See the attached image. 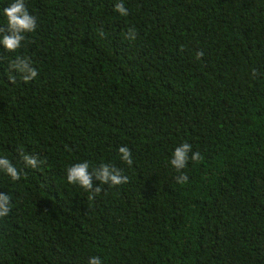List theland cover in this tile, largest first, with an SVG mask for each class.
I'll use <instances>...</instances> for the list:
<instances>
[{
    "label": "trees",
    "instance_id": "obj_1",
    "mask_svg": "<svg viewBox=\"0 0 264 264\" xmlns=\"http://www.w3.org/2000/svg\"><path fill=\"white\" fill-rule=\"evenodd\" d=\"M117 2L25 0L37 29L0 47V157L27 173L0 172V264H264V0ZM16 56L33 81H8ZM183 142L203 159L177 184ZM20 148L44 163L23 168ZM85 160L128 183L88 201L66 181Z\"/></svg>",
    "mask_w": 264,
    "mask_h": 264
},
{
    "label": "clouds",
    "instance_id": "obj_2",
    "mask_svg": "<svg viewBox=\"0 0 264 264\" xmlns=\"http://www.w3.org/2000/svg\"><path fill=\"white\" fill-rule=\"evenodd\" d=\"M114 11L121 16L128 15V10L124 7L122 0L114 4ZM6 20V27H0V47L8 52H16L26 40V34L33 33L37 29V17L30 14L25 0H13L7 7L0 10ZM101 38L104 36V31H99ZM135 28H130L126 33V39L134 41L137 38ZM197 58L203 53H197ZM15 73L13 75L12 73ZM38 76L37 69L33 66V61L26 56H16L9 63L8 81L12 84L17 82V77L23 83L27 84L33 81ZM257 72L252 70V77L255 79ZM120 160L128 166L133 165L132 153L125 145L118 148ZM20 161L25 169H36L44 161L38 159L36 155L26 154L23 148L18 150ZM203 159L199 151H193L192 145L183 142L175 147L171 153L169 161L172 168L178 175L175 177L177 184H185L188 182V176L183 171L189 161L199 162ZM90 164L87 160L77 162L66 169V181L69 185L78 186L84 189L85 192L91 193L88 195V201H94L96 196L102 191L101 185H108L110 188L128 183V177L122 174L121 169L109 165L100 164L98 167L89 171ZM0 172H3L11 181H19L21 175L26 176V172L18 169L7 157H0ZM99 181V184L94 187L93 181ZM12 208L11 196L7 193H0V220L8 217ZM88 264H102L100 257L92 256L88 260Z\"/></svg>",
    "mask_w": 264,
    "mask_h": 264
}]
</instances>
